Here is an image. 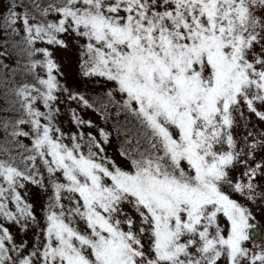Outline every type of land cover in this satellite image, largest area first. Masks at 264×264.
<instances>
[{
    "label": "snow or ice",
    "instance_id": "snow-or-ice-1",
    "mask_svg": "<svg viewBox=\"0 0 264 264\" xmlns=\"http://www.w3.org/2000/svg\"><path fill=\"white\" fill-rule=\"evenodd\" d=\"M0 264H264V0H0Z\"/></svg>",
    "mask_w": 264,
    "mask_h": 264
}]
</instances>
